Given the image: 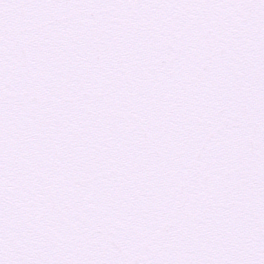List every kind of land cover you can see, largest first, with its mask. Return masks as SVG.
Masks as SVG:
<instances>
[{"label": "snow or ice", "instance_id": "6c2138e0", "mask_svg": "<svg viewBox=\"0 0 264 264\" xmlns=\"http://www.w3.org/2000/svg\"><path fill=\"white\" fill-rule=\"evenodd\" d=\"M0 264H264V0H0Z\"/></svg>", "mask_w": 264, "mask_h": 264}]
</instances>
